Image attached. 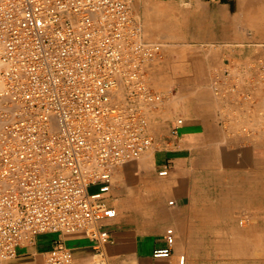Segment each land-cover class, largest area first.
<instances>
[{
	"label": "built area",
	"instance_id": "1",
	"mask_svg": "<svg viewBox=\"0 0 264 264\" xmlns=\"http://www.w3.org/2000/svg\"><path fill=\"white\" fill-rule=\"evenodd\" d=\"M160 54L128 0H0L1 260L36 235L84 233L97 251L88 264H108L114 175L153 146L148 113L164 96L145 67ZM166 241L155 258L172 255L173 229ZM73 263L61 242L47 253L46 264Z\"/></svg>",
	"mask_w": 264,
	"mask_h": 264
},
{
	"label": "crops",
	"instance_id": "2",
	"mask_svg": "<svg viewBox=\"0 0 264 264\" xmlns=\"http://www.w3.org/2000/svg\"><path fill=\"white\" fill-rule=\"evenodd\" d=\"M148 21L151 37H169L157 17ZM257 51L225 52L222 96L212 84L192 82L183 91L181 106L171 109L184 119L179 138L171 135V121L158 138L156 152L161 169L169 171L171 184L160 198L174 205L160 210L168 217L154 233H141L116 219L108 221L106 227L114 240L102 249L108 264H178L183 255L185 264H198L210 261L205 248L264 246V126L257 125L264 119V84L258 75L264 65ZM245 92L253 93V98H240ZM246 120L247 126L242 123ZM157 123L160 117L155 120V131ZM250 220L245 230L252 232L248 234L252 238L240 239V226ZM168 227L175 236L173 253L169 258H155L156 250L167 247ZM59 242L72 251L73 264H88L97 252L95 242L84 233L40 234L32 243L18 246L9 264H44L47 253ZM218 264L256 263L240 262L233 251Z\"/></svg>",
	"mask_w": 264,
	"mask_h": 264
},
{
	"label": "rangeland",
	"instance_id": "3",
	"mask_svg": "<svg viewBox=\"0 0 264 264\" xmlns=\"http://www.w3.org/2000/svg\"><path fill=\"white\" fill-rule=\"evenodd\" d=\"M128 5L142 40L161 45L160 56L145 67V79L150 91L162 94L166 102L148 113L152 148L137 162L116 171L110 205L118 211L116 222L126 223L141 233H154L168 217L160 210L172 207L170 200L164 203L160 198L162 192L170 190L171 184L168 176L159 175L161 156L156 154L160 148L158 138L168 130L171 121L172 131L176 121L182 118L171 109L181 106V94L192 82L220 86L228 62L225 52L257 49L264 65V0H128ZM148 17H157L169 37H151L147 31ZM258 75L259 83L264 84L262 67ZM216 93L222 96L219 91ZM242 97L251 100L253 93L245 92ZM158 117L160 123H157L156 132L154 123ZM242 123L247 126L249 120ZM257 125L264 126V119ZM251 223L240 226V239L252 238L248 235L252 232L245 230ZM205 250H208L205 258L208 256L210 261L198 264H218L233 255V251L242 263L264 264L263 245L209 247ZM46 258L47 255L44 264ZM13 259L0 260V264H9Z\"/></svg>",
	"mask_w": 264,
	"mask_h": 264
},
{
	"label": "bare ground",
	"instance_id": "4",
	"mask_svg": "<svg viewBox=\"0 0 264 264\" xmlns=\"http://www.w3.org/2000/svg\"><path fill=\"white\" fill-rule=\"evenodd\" d=\"M148 30H152V25H150V26L148 27ZM120 95H121V93H120V94L118 93L116 97L118 98V97H120ZM121 100H122V99H121ZM0 260H1V259H0Z\"/></svg>",
	"mask_w": 264,
	"mask_h": 264
}]
</instances>
